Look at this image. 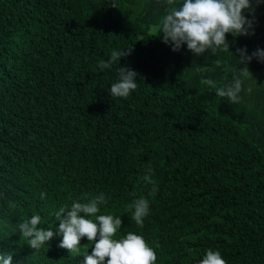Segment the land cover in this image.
I'll return each instance as SVG.
<instances>
[{"label": "trees", "instance_id": "trees-1", "mask_svg": "<svg viewBox=\"0 0 264 264\" xmlns=\"http://www.w3.org/2000/svg\"><path fill=\"white\" fill-rule=\"evenodd\" d=\"M182 3L0 0V252L13 264H83L87 238L79 255L59 235L35 251L18 226L38 214L37 227L55 231L54 211L100 193L98 215L123 221L114 238L142 235L155 264H199L208 249L226 264H264V64L247 65L255 80L239 103L216 96L202 81L226 87L236 49H255L228 34L229 51H171L161 21ZM125 66L138 87L110 96ZM140 197L142 227L129 208Z\"/></svg>", "mask_w": 264, "mask_h": 264}, {"label": "clouds", "instance_id": "clouds-1", "mask_svg": "<svg viewBox=\"0 0 264 264\" xmlns=\"http://www.w3.org/2000/svg\"><path fill=\"white\" fill-rule=\"evenodd\" d=\"M171 4V0H169ZM264 0H183V3L171 7L161 21L162 43L169 45L171 51L179 52L183 46L194 56L204 55L211 51H229L226 36L233 37L254 35V18H249L254 12V6H259ZM131 50L114 51L108 61H101V71L109 69L116 61L131 54ZM232 53V52H231ZM233 55V53H232ZM236 71L232 82L226 87H216L211 79L202 83L215 89V95L227 98L230 103L240 102V93L244 79H254L247 65L254 59L264 64V49L256 48L251 54L248 49L237 48ZM239 57V59L236 58ZM219 63V61H217ZM243 64L244 67H239ZM118 80L110 86V96L127 98L138 87V73L129 67L118 68ZM255 80V79H254ZM248 91H251L249 88ZM47 195L41 193V199ZM81 201H73L71 205L61 206L52 215L59 223L53 231L52 227L44 229L41 216L33 215L29 220L19 223L21 237L27 238V245L38 251L57 235L61 236L59 248L80 254V242L87 238L93 243L91 254L83 253V264H155L157 255L142 235L128 232L119 239L114 238L118 229L122 228L120 216L98 215L101 206L107 203L104 193L98 195L84 194ZM129 208L132 210V220L139 227L143 226L144 218L149 214V201L144 197L134 199ZM0 264H13V253L0 252ZM199 264H226L219 251L208 249Z\"/></svg>", "mask_w": 264, "mask_h": 264}, {"label": "crops", "instance_id": "crops-1", "mask_svg": "<svg viewBox=\"0 0 264 264\" xmlns=\"http://www.w3.org/2000/svg\"><path fill=\"white\" fill-rule=\"evenodd\" d=\"M249 18H254L255 20V34L250 36H238L236 37V43L239 38V41L242 39L245 41V43L251 44H247L249 47L254 49L258 47L264 49V3H261L259 6H254V12ZM262 75V78L264 79V71L262 72ZM257 80H259V78H257Z\"/></svg>", "mask_w": 264, "mask_h": 264}]
</instances>
